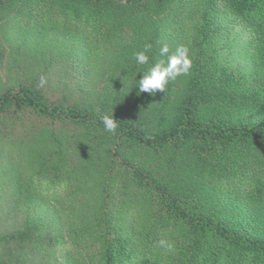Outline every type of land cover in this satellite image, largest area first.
<instances>
[{
  "label": "trees",
  "instance_id": "1",
  "mask_svg": "<svg viewBox=\"0 0 264 264\" xmlns=\"http://www.w3.org/2000/svg\"><path fill=\"white\" fill-rule=\"evenodd\" d=\"M21 24L39 27L38 33L55 28L70 34L58 53L53 44L46 45V67L40 71L25 57L30 55L25 40L12 46L14 27ZM236 26L247 34V62L238 44H228ZM127 35L136 36V42L122 48L129 59L126 67L141 68L132 71L134 85L111 92L107 86L93 89L84 80L92 55L104 58ZM2 37L9 39V48L0 51V67L16 77L0 88V138L12 137L19 128L16 121L26 114L49 118L54 129L28 150L7 155L5 147L0 149L1 162L20 166L24 156L41 162L35 176L13 177L18 191L0 210V264H65L57 252L66 246L53 223L30 209L22 217L12 215L28 200L27 191L39 195L44 185L58 199L71 196L81 203L77 195L84 179L93 176L103 177V188L109 184L100 203H88V223L71 230L82 262L147 264L146 251L156 260L159 242L166 239L171 252L177 251L169 264H183L185 254V264H264V233H252L253 221L250 228L242 215L227 214L224 205L206 204L208 197L190 201L155 170L170 165L173 172L182 169L178 161H198V172L217 191L233 189L247 201L246 209H264V0H0ZM146 43L153 46L147 53L152 65L167 44L171 54L177 46H187L192 67L188 75L168 83V94L157 92L154 101L138 102L137 81L150 66L137 65L135 54ZM56 70L77 82L60 83L62 94L53 97L47 86ZM182 77L181 85L176 81ZM105 115L118 120L115 132L105 130ZM85 161H112L110 176L100 163L91 167ZM148 161L161 165L151 168ZM116 165L122 168L116 171ZM8 182L2 177L1 189ZM144 196L152 199L149 211L143 209ZM137 201L139 205L130 206ZM139 206L149 214V227L144 239L138 234L133 240L120 229L117 216L128 208V216L138 215ZM173 229L182 231L180 237Z\"/></svg>",
  "mask_w": 264,
  "mask_h": 264
},
{
  "label": "rangeland",
  "instance_id": "2",
  "mask_svg": "<svg viewBox=\"0 0 264 264\" xmlns=\"http://www.w3.org/2000/svg\"><path fill=\"white\" fill-rule=\"evenodd\" d=\"M14 28L16 37L11 42L12 46L16 45V47H18L22 42L24 43L25 40L27 50L30 52V55H27L25 57L29 56V61L31 62V64H34L36 66L38 71L46 67V63H44L43 60V56L45 55L43 52L48 50V47H46V45L53 44L51 47H54V49L56 50L54 51V54L58 53L59 49H63L65 43L67 42L68 37L66 35H70L63 30L55 28H47L46 31H41L40 33H38L39 27L33 28V26H28L25 28L24 24L19 25L18 30L16 27ZM228 31L229 30H226L225 28L224 32L227 33ZM246 35V32L242 31L241 26H236L235 31L230 35V39L228 42V44H230V41H232L236 45L238 44V46L241 47L242 50L240 52L245 60V57H247L246 47L244 45V43H246L247 41ZM189 36V33H187V37ZM121 39L122 40H120L118 44H113L109 48V50L107 49L108 54L104 58H102V56L98 54L92 55L93 60L91 62V68L87 69V67H85L87 71L89 70V73L86 72V75H88V77L84 78V80L90 86L92 85L93 89L100 90L103 86H107V92H111L110 90L112 89L118 90L120 87L122 88L124 84H128L129 89H131L132 85H134L133 82H131V80L134 78L132 76V71L141 72V68L133 70L134 65H132V70L127 69L126 63L129 59L126 57V55H123L125 52L122 48L124 45H134V43L136 42V36L130 37V35H127L126 37H122ZM117 45H119V49L114 50V52L111 53V51L113 50L112 47ZM226 47L229 46L226 45ZM3 48H9V39L7 40L6 38L2 37L0 39V51H2ZM236 53H238L237 50ZM115 57H118L117 60ZM244 59H241L239 61L240 66L245 65ZM151 65L152 62L149 63L150 67ZM80 67L82 66L80 65ZM74 69V72L77 73L79 67H75ZM50 74L51 75L49 77V83L51 87L47 86V90L49 95H53V97H58L62 94L60 90L62 89L60 83H63L62 87H64L65 82H67L68 80H70L69 82H71V84H75L77 82L75 78L72 80V77H66L65 75H62L60 72H58V70ZM15 77L16 75L8 76L6 69L0 67V86H3L0 88H4V86L6 84H9L10 81H14ZM178 77H176L174 80H176ZM140 78H142V76H140L139 79ZM182 79L183 77L176 82L182 85L184 83ZM118 80H121V85L118 84ZM174 80H170L169 82H172ZM89 85L88 87L91 88ZM166 86L167 87L164 95L168 94V84ZM143 94H139L140 98L137 100L138 102H141L143 98L146 100H152L153 97L154 99H156L158 96H153L148 92H145ZM48 120L49 118L47 119L43 117H35L34 115L26 114L23 120L16 121L18 123L17 125L19 126L15 127L19 128L16 130V132L12 133V137L3 139L0 138V149L2 147H5V151L7 150L6 154L8 155L12 153L13 150L22 151L28 150V147L33 148V145H37L42 141V138L44 135H46V132L54 129L47 123ZM10 129L11 128L7 130ZM22 159L23 161H18L19 163H21L20 166H15L16 163L14 161H0V179L3 177L7 181H9L3 189H1L0 186V210L2 208V205H5L7 203L6 199H11V197L14 198L18 191L16 185L12 183L14 178H19V175L23 176L24 179L30 176H35L34 170L36 169V167H38V164L41 163L40 161H32L30 159L27 160L26 156H24ZM111 162L112 161H85L83 163H88L91 167L100 163L99 166H102L101 171H103L104 174L107 171V174L105 175H108V170L110 168V165L112 164ZM138 162L141 163V161ZM144 162L146 161H142V163ZM148 162V166L151 168H155L156 165L157 167L161 165H159V161ZM160 162L162 163L163 161ZM178 162H181L182 169H174L173 172L169 171L170 165L166 167H160V169L155 168L156 172L161 171L162 176L166 178L168 183L172 184V186L175 188V193H183L187 197H190V201H197V199L200 197H208L206 199V204L218 207H222L224 205L227 208V214L235 216L242 215L245 218V223H247L250 228L252 227L250 226L249 220L253 221V227H255V229H252V233L254 235L264 233V223H262V221L264 220V209H258L252 206V209H246L245 206L247 201L243 196L238 194L233 189H231L232 193L229 192L225 187L224 193H220L219 191H217L216 187L213 186L210 180H207L198 172V161ZM120 168L122 167L117 166L115 167V170L117 171ZM102 179V176H93L92 178L84 179L85 184L83 186V189L77 195L80 196L78 197L79 200L82 197L81 203H78L76 200L71 199V196H61L58 199V196L53 193V189H49L50 187L46 185H44L43 188L41 187L39 195L34 194L32 190L27 191V193H25L24 199L28 198V200L24 203L22 201L19 210L17 209L12 216L13 218H19V216H23V211H28L29 209L32 210L35 214L45 216L48 223H53L56 234L59 237L63 238L62 247L66 246L65 249H59L57 252L58 256H60L59 261L65 264H86L84 261L82 262L80 258L75 254L76 246L78 244L74 243V238L71 237V230L74 227L88 223L90 212H87V205L91 200H98V203L102 201L105 189L109 184V181H106V183H104L105 188H103L101 184ZM160 179L164 181V179ZM114 182L115 180H113V183ZM214 188L216 189V191ZM73 190L77 192V186H75ZM107 190L108 192L112 191V189ZM43 193L45 194V196H42ZM151 200L150 198H146V196L142 198L141 203H143L144 211L151 210V205L149 203ZM53 203H55V205H53ZM134 205H139L138 201L135 203L132 202L130 204V206ZM128 210L129 208L122 210L117 216V221L119 222L120 229H122L126 235L131 236L133 240L136 239L138 234L140 238L144 239V237L146 236V231L149 227V224H147L146 220L149 214H144L140 206L138 207V211L140 210V213L138 215L128 216ZM257 224L260 225L259 229L258 227L256 228ZM178 228H180V226ZM172 231H175V234L177 235L179 234L177 237H180V234H182V231L176 232L177 229H173ZM164 241H166L167 244H171L166 239ZM143 244L147 245L146 240L143 242ZM160 249V255L156 260H153L152 257H154V254L150 250L146 251L145 260L146 262H148L147 264H169L170 259L177 253L176 250L171 252V249L166 246L160 245ZM187 260L188 254H185L183 258H180V261L183 264H185ZM140 262L141 264H145L141 260Z\"/></svg>",
  "mask_w": 264,
  "mask_h": 264
},
{
  "label": "clouds",
  "instance_id": "3",
  "mask_svg": "<svg viewBox=\"0 0 264 264\" xmlns=\"http://www.w3.org/2000/svg\"><path fill=\"white\" fill-rule=\"evenodd\" d=\"M151 43H146L142 51L135 54V61L137 65H145L149 63L148 52L152 49ZM170 53L169 45L164 44L160 48L159 55L162 57L158 59L146 72L143 73L142 78L137 81L139 93L148 92L151 95H156L157 92H164L166 85L170 80H174L181 75H188L192 67V59L190 57L189 49L185 45L176 47L172 54ZM166 58V59H165ZM104 128L108 132H115L118 127V120L114 115H105L102 117ZM161 246H166L171 249V244L161 240Z\"/></svg>",
  "mask_w": 264,
  "mask_h": 264
}]
</instances>
